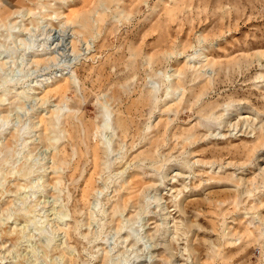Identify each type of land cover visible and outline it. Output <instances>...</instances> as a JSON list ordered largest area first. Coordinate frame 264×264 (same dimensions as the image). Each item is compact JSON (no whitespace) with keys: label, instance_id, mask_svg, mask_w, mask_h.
I'll return each instance as SVG.
<instances>
[{"label":"rangeland","instance_id":"1","mask_svg":"<svg viewBox=\"0 0 264 264\" xmlns=\"http://www.w3.org/2000/svg\"><path fill=\"white\" fill-rule=\"evenodd\" d=\"M0 264H264V0H0Z\"/></svg>","mask_w":264,"mask_h":264}]
</instances>
